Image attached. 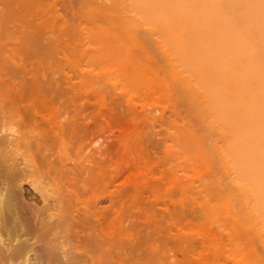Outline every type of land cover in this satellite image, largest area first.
<instances>
[{"label": "rangeland", "instance_id": "rangeland-1", "mask_svg": "<svg viewBox=\"0 0 264 264\" xmlns=\"http://www.w3.org/2000/svg\"><path fill=\"white\" fill-rule=\"evenodd\" d=\"M0 130L21 215L55 186L44 153L78 173L95 224L69 258L264 263V0H0Z\"/></svg>", "mask_w": 264, "mask_h": 264}, {"label": "bare ground", "instance_id": "bare-ground-1", "mask_svg": "<svg viewBox=\"0 0 264 264\" xmlns=\"http://www.w3.org/2000/svg\"><path fill=\"white\" fill-rule=\"evenodd\" d=\"M254 8H256V7H254ZM151 44H153V43H151ZM146 86H147V84H146ZM1 113H2V111H1ZM206 130H207V128H206ZM4 132H7V130H0V134H3ZM13 132H15V131H13ZM22 133H24V132H22ZM23 135H21V136H23ZM1 136H3V135H1ZM19 136H18L19 140H20V138H24L25 141L29 140V139H26L27 137H25V136H23V137H21V136L19 137ZM6 137H7V139H9L8 137L12 138V135H10V134L4 135L3 138L5 141L7 140ZM3 138H1V139H3ZM3 142L4 141L1 140L0 144L3 145L4 144ZM8 142L9 141L7 140V143ZM7 143H6V145H8ZM12 144H13V142H12ZM12 144H10V145H12ZM201 145H203V144H201ZM12 147H14V146H12ZM1 148H2V146H1ZM2 150H3V148H2ZM7 152H8V150H7ZM7 152H5V153H7ZM30 152H31V150H30ZM6 159H8V158L6 157ZM3 162H5V165L9 163L8 161H7L8 163L6 161H3ZM52 162L53 161H49L48 155H46L45 153L42 155V164L46 169V170H44V172L46 171V173L48 172V174L53 175L54 178L52 177L51 181H54V184H55L54 188L55 189L49 188L52 186L51 185L49 186L47 184H45V185L42 184V187H40V185H41L40 184L38 186L39 188L34 187V189H37L36 191H38V193H35V192L32 193V195H34L36 200H39V201L42 200V204L45 203L43 208L41 206H39L41 208V210L43 209L42 211L45 210V214H44L45 216L44 215L41 216L40 214H38L39 212L37 210H40V208L36 207L34 205V203H32L33 205L31 203L30 204L32 206H35V209H37V210H34V211L31 210L32 212L28 215V217H26L25 215L24 216L21 215V212H19L17 206L15 204H13V202H12L13 199H19L20 202L22 201L24 196L20 190L15 192V193L12 192L13 189L12 190L6 189L5 192H2V193L0 192V237L3 238V244H0V256L4 259L11 260V261L12 260L16 261V260L21 259L23 261V264H32L31 263V255L34 256L33 260H36L38 258V252H37L36 247H35L36 246L35 244L37 242H35V241L33 242V240H34L33 238H35L38 242L39 241L43 242V245L41 244V246H44L43 250H42L43 252L41 251L40 253H42L41 256H44V257H46V259H48V264H55V263H59V262L61 264H64L67 261L70 262V264H71V261L79 262V263L83 262L84 264H86V263L87 264H95V259H93L91 256L85 257V255L86 254L89 255L90 251L93 249L95 250V248L96 249L97 248L102 249V250L110 249L111 244H103V243L96 244L93 238H91L92 241H89V247H90L89 249L83 248V246L81 244H79L80 239H78V238H83L82 233L79 234L80 230L85 231L86 229L84 230V228L86 226L89 227V230H93L94 224H95L94 215H88L87 214L86 216H87L88 221L87 222L85 221L86 224L82 225L83 219L81 220V216H80V211H81L80 205L82 203L81 202L82 196L80 194V192H81L80 188H79L80 186H77V184H76L80 181H77L75 183V178H74L78 173L76 175L73 174L74 169H71L69 167V165L67 164V162L63 161V159L57 165L53 164ZM9 165L11 167L10 166L9 167H3V166L1 167L0 166V175L2 174L3 176L8 177L9 179H12L11 181L12 182L14 181L13 183L15 184V178L17 176H19V174H20V172H18L20 170L17 171V169H15V168H17L19 165L16 166L15 168L13 167L14 165L13 166H12V164H9ZM35 167L36 166H34V168ZM30 171H31V169H30ZM222 174L224 175V173H222ZM50 175H49V177H51ZM72 175H74V176H72ZM3 176H2V178H5ZM20 177H22V176L20 175ZM108 178H110V177H108ZM0 179H1V177H0ZM9 179H8V181L6 179V181L9 182ZM17 180H20V179H17ZM20 181H22V179ZM20 181H16V182L21 189L22 185L19 184ZM1 182H3V181H1ZM46 182H44V183H46ZM17 184L15 186H17ZM49 184H51V183H49ZM85 186H87V185H85ZM51 189H53L52 191L54 194V197H53L54 200L52 203H50L48 201V199H50V198H48L49 195L51 196V194L48 195V192H49V190H50V192H52ZM24 201H26L25 198L23 199L22 202H24ZM96 209H97V207H96V205H94L93 206V214L96 212ZM81 226L84 228H82ZM78 229H80L79 232H78ZM67 231L72 232L71 233L72 234L71 235L72 240H74V241L78 240L77 242H79L78 244L75 242L76 244L72 245L73 246L72 248L75 251V254L71 258L68 257V254L70 253L71 249L67 250L66 248L62 247L63 241L61 240V234L64 232H67ZM79 236H81V237H79ZM210 236H211V234H210ZM29 237L33 239L32 242L30 241L31 239ZM248 240H249V238H248ZM66 241L68 242V240H66ZM41 246H39L38 248H40ZM232 248H234V247H232ZM260 248H261V246H260ZM64 249H66V251ZM94 252L95 251H93V254H94ZM239 253H240V251H239ZM252 253H254V252L252 251ZM64 256H67V260H65L63 258ZM26 258H27V260H26ZM255 258H256V256H255ZM238 259H240V258L238 257Z\"/></svg>", "mask_w": 264, "mask_h": 264}, {"label": "clouds", "instance_id": "clouds-1", "mask_svg": "<svg viewBox=\"0 0 264 264\" xmlns=\"http://www.w3.org/2000/svg\"><path fill=\"white\" fill-rule=\"evenodd\" d=\"M0 244H3V238L2 237H0ZM65 251H66V249H64ZM65 260H67V256H64L63 257ZM26 260H27V258H26Z\"/></svg>", "mask_w": 264, "mask_h": 264}]
</instances>
